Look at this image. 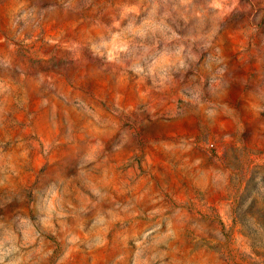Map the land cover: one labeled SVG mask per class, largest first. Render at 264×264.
Listing matches in <instances>:
<instances>
[{
	"label": "rangeland",
	"instance_id": "374dc122",
	"mask_svg": "<svg viewBox=\"0 0 264 264\" xmlns=\"http://www.w3.org/2000/svg\"><path fill=\"white\" fill-rule=\"evenodd\" d=\"M0 253L264 264V0H0Z\"/></svg>",
	"mask_w": 264,
	"mask_h": 264
},
{
	"label": "crops",
	"instance_id": "0c3cea01",
	"mask_svg": "<svg viewBox=\"0 0 264 264\" xmlns=\"http://www.w3.org/2000/svg\"><path fill=\"white\" fill-rule=\"evenodd\" d=\"M198 150L194 149L193 147H190L189 155L187 157L186 163L189 166L196 165L198 167L199 161L202 159V156L198 154Z\"/></svg>",
	"mask_w": 264,
	"mask_h": 264
},
{
	"label": "clouds",
	"instance_id": "9594fccd",
	"mask_svg": "<svg viewBox=\"0 0 264 264\" xmlns=\"http://www.w3.org/2000/svg\"><path fill=\"white\" fill-rule=\"evenodd\" d=\"M7 253H0V264H3V258L4 255H6Z\"/></svg>",
	"mask_w": 264,
	"mask_h": 264
}]
</instances>
